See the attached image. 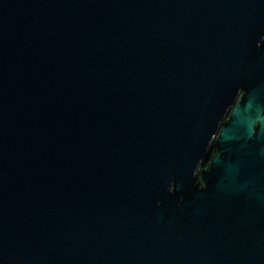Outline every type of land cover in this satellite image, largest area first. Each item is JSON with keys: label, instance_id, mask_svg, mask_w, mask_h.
Returning <instances> with one entry per match:
<instances>
[{"label": "water", "instance_id": "95a60500", "mask_svg": "<svg viewBox=\"0 0 264 264\" xmlns=\"http://www.w3.org/2000/svg\"><path fill=\"white\" fill-rule=\"evenodd\" d=\"M263 36L264 0H0V264H264Z\"/></svg>", "mask_w": 264, "mask_h": 264}, {"label": "flooded vegetation", "instance_id": "af4514ba", "mask_svg": "<svg viewBox=\"0 0 264 264\" xmlns=\"http://www.w3.org/2000/svg\"><path fill=\"white\" fill-rule=\"evenodd\" d=\"M259 45H261V47H264V36L262 37V40L259 42ZM246 94V90L245 88L241 87L237 93H236V96L233 100V103L231 104L230 106V109L228 110L227 112V115L225 117V121L227 122L230 118V115H231V112H232V109L243 99V97L245 96ZM259 103V104H258ZM258 103L257 105L259 106L260 108V113H261V117H264V99H260L258 100ZM259 128H260V121H256L255 124H254V129H255V134H258L259 132ZM259 136H261V138H264V132H261V134H259ZM264 140V139H263ZM262 140V141H263ZM264 144V143H263ZM243 206H241L242 208ZM232 215V214H231ZM231 218H235L236 220H240V225L241 227H239L240 229V232L241 233H247L248 230L250 229L251 231H256L258 228L256 227V225L258 224V219H257V216L255 214H252L251 215V218H253L255 220V222H253V226L252 228H249L247 227V222L245 221L247 219V215L243 214L241 212V214L239 213H234L233 216H230ZM241 219H242V222H241ZM239 223V222H237ZM251 225V224H250ZM238 229L234 228V231H237Z\"/></svg>", "mask_w": 264, "mask_h": 264}]
</instances>
